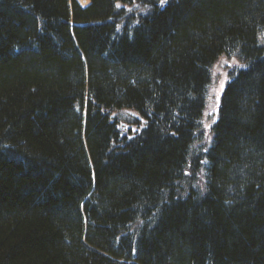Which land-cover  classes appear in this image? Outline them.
Here are the masks:
<instances>
[{
  "label": "trees",
  "instance_id": "1",
  "mask_svg": "<svg viewBox=\"0 0 264 264\" xmlns=\"http://www.w3.org/2000/svg\"><path fill=\"white\" fill-rule=\"evenodd\" d=\"M263 31L264 0H0V264H264Z\"/></svg>",
  "mask_w": 264,
  "mask_h": 264
},
{
  "label": "rangeland",
  "instance_id": "2",
  "mask_svg": "<svg viewBox=\"0 0 264 264\" xmlns=\"http://www.w3.org/2000/svg\"><path fill=\"white\" fill-rule=\"evenodd\" d=\"M167 0H164L166 2ZM86 2V0H82ZM261 36H264V31ZM242 62L235 56H227L222 54L214 63L211 69V81L208 85V92L206 94V104L202 117V126L204 128L206 142L210 139V126L216 120L218 115V107L222 91L226 85V81L230 77V69L239 67ZM121 121L120 126L123 129L131 128L132 130L137 128L136 123L127 122L132 115H137L136 111L122 109L115 114ZM138 116V115H137Z\"/></svg>",
  "mask_w": 264,
  "mask_h": 264
},
{
  "label": "snow or ice",
  "instance_id": "3",
  "mask_svg": "<svg viewBox=\"0 0 264 264\" xmlns=\"http://www.w3.org/2000/svg\"><path fill=\"white\" fill-rule=\"evenodd\" d=\"M160 2H161V4H163L164 3V0H160Z\"/></svg>",
  "mask_w": 264,
  "mask_h": 264
}]
</instances>
